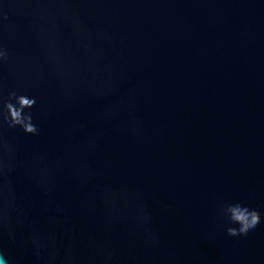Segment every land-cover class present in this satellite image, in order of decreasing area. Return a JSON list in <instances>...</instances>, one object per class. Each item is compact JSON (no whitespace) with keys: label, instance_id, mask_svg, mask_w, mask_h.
I'll return each mask as SVG.
<instances>
[{"label":"water","instance_id":"water-1","mask_svg":"<svg viewBox=\"0 0 264 264\" xmlns=\"http://www.w3.org/2000/svg\"><path fill=\"white\" fill-rule=\"evenodd\" d=\"M0 9L3 95L35 97L40 129L5 131L28 217L15 243L0 239L8 264H44L33 227L55 238L56 264L69 249L76 264H264V0ZM228 203L256 209L261 224L229 237L235 225L217 214Z\"/></svg>","mask_w":264,"mask_h":264},{"label":"clouds","instance_id":"clouds-1","mask_svg":"<svg viewBox=\"0 0 264 264\" xmlns=\"http://www.w3.org/2000/svg\"><path fill=\"white\" fill-rule=\"evenodd\" d=\"M0 18L7 20L5 11L0 9ZM52 22L55 19L52 18ZM10 62L9 51L0 43V68ZM4 78L0 76V239L7 234L8 238L15 243V228H23L27 223V215L20 209L16 193L12 187L10 177L16 171L17 155L14 145L5 135V131H15L17 128L29 136H39L40 129L33 121L31 109L36 107L35 97L26 94H19L12 90L8 92L7 98L3 95ZM136 122H133L135 126ZM81 182L87 175L86 172L79 174ZM42 185H47V177L40 178ZM62 212V208H57ZM217 214L229 225L227 235L233 238L246 237L250 231L255 230L261 224V214L256 209L244 206L240 203L221 204L217 208ZM147 223L148 217L141 212L140 218ZM152 242H157V237L151 231L147 232ZM30 240L37 257L41 258L44 264H56L60 249L56 245L54 237L46 238L40 231L33 227L30 232ZM0 264H8V257L0 247ZM61 264H76V257L71 251L65 254Z\"/></svg>","mask_w":264,"mask_h":264}]
</instances>
